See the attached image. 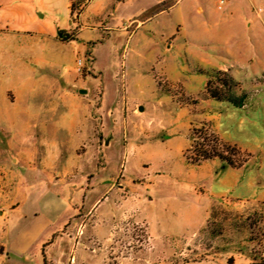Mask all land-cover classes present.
<instances>
[{"label": "rangeland", "instance_id": "rangeland-1", "mask_svg": "<svg viewBox=\"0 0 264 264\" xmlns=\"http://www.w3.org/2000/svg\"><path fill=\"white\" fill-rule=\"evenodd\" d=\"M0 246L264 257V0H0Z\"/></svg>", "mask_w": 264, "mask_h": 264}, {"label": "trees", "instance_id": "trees-1", "mask_svg": "<svg viewBox=\"0 0 264 264\" xmlns=\"http://www.w3.org/2000/svg\"><path fill=\"white\" fill-rule=\"evenodd\" d=\"M76 10V6L74 3H72V11ZM65 31L64 30H60L59 31V37L62 38H67L68 41H72V40H76V37H69V36H64ZM223 100H227L232 102L235 106L237 107H242L244 104V99L243 97L238 98L235 95H231V96H224L223 98H221ZM4 247L0 246V255L4 254ZM251 264H264V257H258V258H254L253 262Z\"/></svg>", "mask_w": 264, "mask_h": 264}]
</instances>
